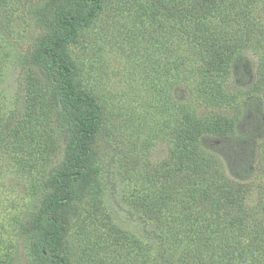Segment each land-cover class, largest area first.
I'll list each match as a JSON object with an SVG mask.
<instances>
[{
  "label": "trees",
  "instance_id": "obj_1",
  "mask_svg": "<svg viewBox=\"0 0 264 264\" xmlns=\"http://www.w3.org/2000/svg\"><path fill=\"white\" fill-rule=\"evenodd\" d=\"M43 2L38 10L42 32L27 56L37 57L48 101L56 108L55 127L67 137L63 158L46 178L42 214L28 223V237L34 264H69L71 222L102 190L98 153L112 151L106 163L109 178L113 171L136 170L139 159L124 152L122 127L105 99L84 87L70 52L77 32L101 13L103 0ZM145 3L144 15L156 24L141 30L145 41L152 44L165 37L169 42L161 44L154 64L144 70L146 77L153 74L150 79L165 80L167 91L158 82H147L139 97L142 110L151 115L142 126L144 141L165 142L169 149L152 164V198H142L143 205L136 207L146 236L160 243L157 264H264V140L258 147L256 175L243 181L230 178L204 143L208 135L236 131L247 95L264 101V0ZM249 52L257 59L253 83L227 90L234 63ZM181 71L190 99L178 103L168 85H178ZM196 105L210 112L199 114Z\"/></svg>",
  "mask_w": 264,
  "mask_h": 264
},
{
  "label": "rangeland",
  "instance_id": "obj_2",
  "mask_svg": "<svg viewBox=\"0 0 264 264\" xmlns=\"http://www.w3.org/2000/svg\"><path fill=\"white\" fill-rule=\"evenodd\" d=\"M145 4V0H103L101 13L77 32L70 47L84 87L105 99L110 115L122 127L124 152L130 155L131 151L139 161L136 170L113 171L109 178L106 163L112 151L98 153L97 178L102 190L84 203L85 208L71 222L69 264H157L160 243L146 236L136 207L143 205L142 198H152V164L164 159L169 149L165 142L144 141L142 126L151 115L142 110L139 97L147 82H158L167 91L165 80L150 79L153 74L148 78L144 70L154 64L161 44L169 42L165 37L152 44L145 41L144 26L156 27L144 15ZM43 5V0H0V264H34L28 223L42 214L46 178L63 158L67 137L55 127L56 108L48 101L46 78L36 67L37 57L27 56L42 32L38 10ZM256 60L250 52L242 53L226 89L249 88L255 79ZM183 75L181 71L177 86L168 85L178 103L190 99ZM242 105L233 134L204 139L227 175L239 181L256 175L258 147L264 140L263 99L247 95ZM196 106L199 114L210 112Z\"/></svg>",
  "mask_w": 264,
  "mask_h": 264
}]
</instances>
